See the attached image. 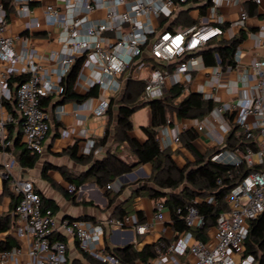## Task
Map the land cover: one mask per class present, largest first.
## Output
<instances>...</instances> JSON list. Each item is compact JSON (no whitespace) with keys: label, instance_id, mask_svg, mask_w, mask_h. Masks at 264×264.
Returning <instances> with one entry per match:
<instances>
[{"label":"built area","instance_id":"obj_1","mask_svg":"<svg viewBox=\"0 0 264 264\" xmlns=\"http://www.w3.org/2000/svg\"><path fill=\"white\" fill-rule=\"evenodd\" d=\"M22 14L31 13L34 0H13ZM70 17H65L61 9L48 3L45 7L47 22L50 25L61 24L65 29V51L59 63L60 76L69 73L78 57L84 56L83 64L93 68L96 80L103 89L101 99L104 109H109L108 97L120 92L125 80L137 77L135 71L147 70L144 95L147 99L161 98L170 86L181 85L189 90L193 82V72L198 69L202 60V50L207 44L226 33L233 37L232 27H243L249 18V12L242 8L240 16L223 27L225 18L219 14L224 5L238 3L241 0H203L208 4V15L201 24H193L181 30H158L153 25L152 15L157 18L173 19L180 9L196 0H63ZM201 2V0H199ZM260 4L262 0H254ZM107 8L105 17L89 23V14L95 9ZM123 7V10L121 9ZM9 11L5 0H0V108L4 105L5 91L9 88L13 75L26 74L27 79L18 82L15 98L19 113L23 119V136L27 147L41 154L48 137L51 124L49 113L42 106L44 97L52 94H63V84L55 85L50 75H43L40 66L33 59H26L24 52L15 49L14 37L7 33ZM36 26L39 22L35 23ZM85 29V33L83 31ZM264 30V26H263ZM113 33V36H109ZM263 55L255 58L250 67L243 68L242 76L248 89L237 102L240 108L236 120L241 132L250 141L260 138L256 149L248 145L245 150L223 149L213 156V160L238 167L242 162L248 166L261 165L260 170L249 173L227 195L229 209L217 217L213 234L207 240L197 238L192 229L179 234L176 241L160 242L158 255L153 264H183L177 255L189 253L195 257L194 262L187 264H253L252 255L244 256V241L249 232V221L257 218L264 211V41L261 44ZM235 62H240L239 47L235 52ZM218 62L219 55L216 54ZM228 68H233L231 65ZM220 72H217V75ZM198 92L206 98L216 100L211 94L204 93L203 87ZM222 107L213 110L217 116ZM256 117L254 130L247 117ZM9 114L0 118V148L7 154L13 144L9 126L15 122ZM197 121V129L205 131V121ZM225 133L233 127L223 125ZM238 131V129H237ZM239 131L237 135H240ZM175 141L179 142L177 135ZM13 161H5L2 175L10 181L12 192L18 197L15 212L18 219V234L30 237L26 251L27 260L21 262L19 257L24 253L21 247L12 249L0 246V264H69L67 243L61 237H75L79 246L103 264H124L117 256L101 247L105 235L116 229L135 228L139 234H146L154 226V221H165L166 204L163 199L156 200L154 221H141L137 213L123 217L109 216L95 223L84 219L64 218L58 221L52 208H45L40 191L31 179L17 177L13 172ZM221 180H219L220 182ZM107 187L114 192L122 189L119 181H113ZM70 193H77L76 184L68 185ZM215 202V196L207 198ZM187 206L185 221L190 228H201L205 217L200 213L196 203ZM181 210V209H180ZM179 210V211H180ZM240 256L237 261L236 256Z\"/></svg>","mask_w":264,"mask_h":264},{"label":"crops","instance_id":"obj_2","mask_svg":"<svg viewBox=\"0 0 264 264\" xmlns=\"http://www.w3.org/2000/svg\"><path fill=\"white\" fill-rule=\"evenodd\" d=\"M48 3L58 6L65 17H70L63 0H34L31 4V13L27 15L19 12L17 4L13 0H10L11 9L8 14L9 23L7 33L14 37L16 51L24 52L27 55V60L33 59V61L40 66L42 74L50 75L54 84L59 85L63 84L64 79L68 75L64 77L60 76L57 71L60 66V57L65 51V29L61 24H48L45 12V7ZM204 5L203 0H201V2L196 0L184 5L180 9L177 17L181 15L182 11L187 10L189 11V16L195 20L193 24H201L203 17L208 15L209 9V7H207L206 12L203 13L202 6ZM242 8H246L249 12L246 25L243 27L233 25L232 27L233 37L239 36L241 32H244L245 35L244 40L238 45L240 50V62L233 68H228V66L224 68L219 64L217 58V64L206 63L201 53L202 60L198 63V69L193 72L191 87L189 90H184V93L178 99V101H180L190 92H198V89L203 87L204 93L217 97L215 100V102H217L216 107H222L223 111L218 116L212 111L203 119H179L177 115L174 114L172 123L160 129L159 142L161 148L171 150L172 156L179 167H184L188 163L195 164L200 156H206L209 150L223 147L226 137L230 133H225L223 131V125L236 127L239 133H242L241 129L236 124V120L240 114V108L236 104L243 96L244 90L248 89L246 80L242 76L243 68H249L255 58L263 55L261 44L264 41V0H262L260 4L256 3L254 0H241L238 3L222 6L219 10V14L225 18V23H223L222 26L224 28L231 27V23L239 18ZM106 11L107 8L104 6L92 11L89 14V23L96 22L105 17ZM175 18H158L157 27L155 26L154 20H152V22L158 30L169 29V24L175 20ZM36 22H39L38 26L35 25ZM185 27L188 26L178 25L175 26L174 29L169 30H181ZM84 33L85 29L83 31V34ZM109 36H113V33H109ZM222 37L227 39L233 38L230 37L229 32L222 35ZM7 65L5 61L0 63L1 67ZM218 71L220 73L217 75ZM134 74H136L137 77L133 78L145 80L144 77H146L148 73L147 70H143L140 72L135 71ZM95 76L96 72L93 71V68L82 64L80 72L72 87L78 94L85 95L90 92L94 86H97L98 91L96 95H90L84 99L71 98L68 100H62L63 94L59 93H52L44 97L45 99L47 98L45 109L49 113L51 128L44 144V150L33 168L24 167L20 163L19 154L22 149L25 148V141L23 136L22 117L19 113L15 98V89L18 82L12 81L9 88L6 89L4 105L0 108V118L12 114L16 119L15 122L9 126L10 136L13 140L11 152L6 154L0 149V243H3L4 246L10 245V247L6 249L21 247L24 251V247L28 249L30 237L28 235L23 236L18 234L19 224L15 212L18 197L12 192L9 180V188L5 190L6 179L2 175L5 161H13L14 166L12 170L17 177L31 179L42 195L52 199L58 205V209L55 212L58 221L64 218L82 217L84 220L98 223L111 216L115 205L108 208V198L104 194V189L100 188L93 180L90 179L80 186L75 201L71 198L70 192L68 191L70 181L67 179V174L71 173L73 177H77L84 173L89 167V163L77 161V158L72 155V146L76 145L78 156H89L93 154L94 157L98 158L106 154L109 146L115 147L112 139H110L106 145L97 144L106 132L110 114L108 112L109 109H104V104L102 103V87L99 84H93V81L96 80ZM12 77H16V75ZM127 81L128 79L124 81L118 94H111L108 97L110 103L113 98L118 99L123 94ZM171 87L172 86L169 88ZM8 105H10L12 110L16 113H13ZM117 113L118 109L115 103L113 105L114 119H116ZM134 116L138 117L134 119ZM132 120L134 128L130 132L131 136L140 141H144L146 135L142 127L151 124L150 106L146 105L135 112ZM196 120L205 121L207 126L205 131H199L197 129ZM247 121L254 130H257L256 117L254 115L248 116ZM191 128L197 133V137L191 142L194 150L188 148L181 139L182 133ZM20 133L21 142L19 145H15ZM177 135L180 137L179 142L175 141ZM259 140V137H257L256 140L254 139L257 147L260 145L258 142ZM120 151H122L121 155L124 159L129 160L127 154L131 156V160L133 159L126 143L121 146ZM45 165H48L47 177L43 176V167ZM137 166V169L134 168L131 172L126 173L125 177L121 178L120 176L115 180L122 184V193L117 198L116 204H121L126 208L127 201L134 198L133 213L128 209L127 211H129L130 214H138L140 211L143 214V221L151 222L154 221L156 200L147 195H132L134 189L143 184L145 179L151 175L152 165L146 163ZM124 184H126V186H124ZM84 199L93 201V204L81 203ZM166 208L165 221H154L153 228L146 234H139L136 229L132 227L127 229H116L105 235L100 246L104 248L107 246L113 248L134 243L135 246L141 250L146 244L156 243L162 238L170 240L169 242L165 241L166 243L176 241L179 233L173 229L171 225V212L168 207ZM214 228L215 227L209 230V235L212 234ZM65 240L67 243L69 264L73 262L88 264V261L81 252L82 249L79 246L78 239L67 236ZM21 256H25V261L28 259L25 251ZM191 258L189 253L177 255V259L183 264H187ZM154 259L151 260V264H153ZM138 264L147 263L138 262ZM169 264L174 263L172 261Z\"/></svg>","mask_w":264,"mask_h":264},{"label":"trees","instance_id":"obj_3","mask_svg":"<svg viewBox=\"0 0 264 264\" xmlns=\"http://www.w3.org/2000/svg\"><path fill=\"white\" fill-rule=\"evenodd\" d=\"M5 6L10 8V0H5ZM202 12L205 13L208 4L202 6ZM189 11L184 10L181 15L176 17L169 24V29H174L175 26H189L195 23L189 14ZM244 32L239 36L227 39L225 37L211 40L202 50V54L206 63L217 64L216 54L219 55L220 62L224 68L231 65L236 66L235 52L238 45L244 40ZM85 57H78L68 75L63 81L65 90L63 99L71 98L84 99L90 95H96L98 87L94 86L90 92L85 95H80L73 90L74 84ZM28 75L20 74L11 78L12 81L22 82L26 80ZM10 82V84H11ZM145 80L135 79L130 77L127 81L126 88L123 94L118 98H113L109 107V122L104 136L98 141V145H106L110 139L115 147L108 148L103 157L78 156L76 145L71 147V153L77 158V161L89 163L87 170L77 177H73L71 173L67 174V179L70 183H74L78 188L88 180H93L100 188L104 189V194L108 198V208L113 207L111 216L123 217L130 214L121 204H116L117 198L122 191L114 192L107 185L115 181L123 174L131 172L135 166L140 164L150 163L152 165L151 175L145 179L144 183L136 187L132 196L147 195L155 200L163 199L166 206L170 209L173 229L182 234L188 229H192L197 238L207 240L209 230L216 226L218 215L229 209L226 201V195L237 186L249 173L260 170L261 165L248 166L246 162L238 167L230 164L213 160V156L223 149L235 150L241 148L245 150L248 145L257 148L255 141H250L244 133L237 135V128L233 127L227 135L225 144L221 148H213L209 150L206 156H200L195 164L188 163L184 167H179L175 162L170 149H162L159 142L160 129L172 123L174 114L179 119L181 118H198L203 119L209 115L217 106L212 98H206L201 92H190L180 101L178 99L184 93L181 85H174L167 89L161 98L147 99L144 95ZM47 98H43L42 106L45 108ZM117 104L118 113L116 119L113 118V105ZM149 105L151 108V124L143 126L142 130L146 135L144 141H140L132 137L130 132L134 128L132 117L142 107ZM10 110L11 106L8 105ZM13 113H16L12 110ZM23 123V119H22ZM12 125V124H11ZM197 137L196 131L191 128L182 133L181 139L185 145L194 150L192 140ZM21 133L18 136L15 145L20 144ZM127 144L130 153L133 156L132 160L124 159L120 149L123 144ZM25 148L22 149L20 155V163L24 167L33 168L39 160L40 154L32 152L25 143ZM1 149V148H0ZM11 150V147L9 148ZM48 165L43 167V176L47 177ZM219 180H221L219 182ZM9 181L5 180V190L9 188ZM126 186V184H124ZM77 193H70L71 198L75 201ZM215 196V202L207 201L209 196ZM42 202L45 208H52L54 213L58 209V205L50 198L42 195ZM198 200L196 205L201 214L205 217V224L201 228H190L185 221L187 206ZM83 204H93V201L82 200ZM181 209V210H180ZM180 210V211H179ZM140 220L143 221V214L139 211ZM70 219H83L70 218ZM64 241L65 237H61ZM166 241L165 238L160 239L156 243L146 244L143 249L139 250L134 243L125 246L106 247V250L117 256L124 264H138L144 262L151 264V260L158 255L157 247L160 242ZM2 248H8L10 245ZM83 256L89 263L103 264L100 260L91 254L81 251ZM244 256L252 255L254 257L253 264H264V211L255 219L249 221V232L244 241ZM72 264H83L75 263Z\"/></svg>","mask_w":264,"mask_h":264},{"label":"rangeland","instance_id":"obj_4","mask_svg":"<svg viewBox=\"0 0 264 264\" xmlns=\"http://www.w3.org/2000/svg\"><path fill=\"white\" fill-rule=\"evenodd\" d=\"M122 10H123V7L121 8ZM152 19L154 20V23H155V26L157 27L158 26V18L155 16V15H152ZM135 118L134 119H136V117H138V116H134ZM127 156H128V158H129V160H131V156L130 155H128L127 154ZM138 168V166H136L135 167V169H137ZM98 188V187H97ZM134 198H131L129 201H127V203H126V209H128L131 213H133V210H132V208H133V200ZM167 209V208H166ZM164 210V214H166V211L167 210ZM214 231H215V228H214V230L212 231V234L214 233ZM26 247H24V251L26 252ZM236 258H237V261H239L240 260V256L238 255V256H236ZM20 260L22 261V262H24L25 261V256H21L20 257ZM191 262H194L195 261V257H192L191 258V260H190ZM189 261V262H190Z\"/></svg>","mask_w":264,"mask_h":264},{"label":"water","instance_id":"obj_5","mask_svg":"<svg viewBox=\"0 0 264 264\" xmlns=\"http://www.w3.org/2000/svg\"><path fill=\"white\" fill-rule=\"evenodd\" d=\"M126 175L125 174H123L122 176H121V178H123V177H125Z\"/></svg>","mask_w":264,"mask_h":264}]
</instances>
